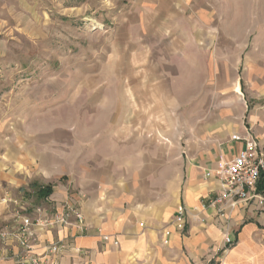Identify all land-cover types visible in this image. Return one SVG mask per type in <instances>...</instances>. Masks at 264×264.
I'll list each match as a JSON object with an SVG mask.
<instances>
[{"label": "rangeland", "instance_id": "obj_1", "mask_svg": "<svg viewBox=\"0 0 264 264\" xmlns=\"http://www.w3.org/2000/svg\"><path fill=\"white\" fill-rule=\"evenodd\" d=\"M211 1L212 26L185 8L165 19L169 0H0V186L9 187L7 200L37 215L59 212L57 201L47 206L51 173L90 152L82 145L96 131L125 123L147 145L177 142L181 157L202 120L231 111L237 100L245 105L247 67L264 55V0ZM15 207L9 203L13 214ZM216 249L201 264L227 253Z\"/></svg>", "mask_w": 264, "mask_h": 264}, {"label": "crops", "instance_id": "obj_2", "mask_svg": "<svg viewBox=\"0 0 264 264\" xmlns=\"http://www.w3.org/2000/svg\"><path fill=\"white\" fill-rule=\"evenodd\" d=\"M165 8L167 20L185 8L193 17L207 16L204 22L210 20L211 26L217 14L211 0H169ZM200 26L196 23V31ZM188 44L198 46L197 41ZM247 68L246 104L237 100L231 111L202 120L200 132L187 137L181 157L177 142L167 146L157 139L147 145L140 136L131 137L125 123L96 131L82 145L90 152L50 176L53 201L47 206L57 201L61 212L63 203L74 200L83 220L72 217L68 225L38 228L37 252L59 242L64 247L52 256L57 264H201L230 236L229 251L210 264H264V208L242 200L216 202L223 193L219 171L245 149L248 130L264 150V55ZM7 190L0 186V232L16 221L6 204ZM179 206L186 210L182 231L174 225ZM166 229L172 232L167 244ZM18 246L14 239H0V264H16Z\"/></svg>", "mask_w": 264, "mask_h": 264}, {"label": "built area", "instance_id": "obj_3", "mask_svg": "<svg viewBox=\"0 0 264 264\" xmlns=\"http://www.w3.org/2000/svg\"><path fill=\"white\" fill-rule=\"evenodd\" d=\"M239 138L238 136H234ZM246 147L233 157V160L221 167L219 175L223 184V193L216 202L230 199L235 202L242 200L253 203L264 208V150L255 140L250 130L243 138ZM9 200V201H8ZM8 203L14 202L16 207L14 224L6 225L0 232V239L8 241L14 239L18 242L19 250L14 253L16 264H57L52 262V256L57 254L64 246L59 242L47 244L45 249L37 252L38 228H52L55 225H68L70 219L75 217L77 221H82V214L74 207L65 208L61 212L50 213L40 211L38 218H33L18 206L13 198H9ZM185 207L179 206L174 217L176 229L184 230L186 224ZM164 242L169 243L172 232L169 229L163 231ZM233 244L230 236H226L221 246L217 247L218 252H228Z\"/></svg>", "mask_w": 264, "mask_h": 264}, {"label": "trees", "instance_id": "obj_4", "mask_svg": "<svg viewBox=\"0 0 264 264\" xmlns=\"http://www.w3.org/2000/svg\"><path fill=\"white\" fill-rule=\"evenodd\" d=\"M50 192H51V190H50V188H49L48 191H47V193H50ZM47 193H46V194H47ZM46 194H45V195H46ZM47 195H48V194H47Z\"/></svg>", "mask_w": 264, "mask_h": 264}]
</instances>
